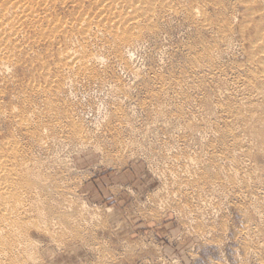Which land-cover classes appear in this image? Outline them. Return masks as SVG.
<instances>
[{
	"label": "rangeland",
	"instance_id": "rangeland-1",
	"mask_svg": "<svg viewBox=\"0 0 264 264\" xmlns=\"http://www.w3.org/2000/svg\"><path fill=\"white\" fill-rule=\"evenodd\" d=\"M8 1L0 264H264V0Z\"/></svg>",
	"mask_w": 264,
	"mask_h": 264
},
{
	"label": "bare ground",
	"instance_id": "bare-ground-1",
	"mask_svg": "<svg viewBox=\"0 0 264 264\" xmlns=\"http://www.w3.org/2000/svg\"><path fill=\"white\" fill-rule=\"evenodd\" d=\"M9 1H10V0H9ZM9 1H8V2H9ZM11 1H12V0H11ZM23 1H24V0H23ZM26 1H27V0H26ZM45 1H46V0H45ZM97 1H98V0H97ZM102 1L104 2V0H102ZM102 1H101V2H102ZM114 1H115V0H114ZM137 1H138V0H137ZM139 1H140V0H139ZM251 1L253 2V0H251ZM12 2H13V1H12ZM17 2H18V1H17ZM95 2H96V1H95ZM101 2H100V4L102 5ZM105 2H106V0H105ZM105 2H104V3H105ZM142 2H143V1H142ZM9 3H11V2H9ZM25 3H26V2H25ZM27 3L29 4V1H27ZM31 3H32V1L30 2V4H31ZM97 3H98V2H97ZM104 3H103V4H104ZM115 3H116V1H115ZM115 3H114V5H115ZM156 3H157V2H156ZM19 4H20V3H18L17 8H13V9H9L8 6H6V7H7V8H6V7L3 6L2 4H0V28H1V26H4L6 23H8L9 21H11L12 17H15V16H19V17L27 16V14H28L27 12H28V11L25 9V8H26V7H25L26 4H24V7H25V8H24V7H21V8L18 7V6H20ZM30 4H29V5H30ZM111 4H112V3H111ZM162 4H163V3H162ZM10 5H11V7H12L13 4H10ZM97 5H98V4H97ZM101 5H99V6H101ZM170 5H171V4H170ZM14 6H16V3H15V5H13V7H14ZM21 6H22V0H21ZM31 6H32V5H31ZM102 6H103V5H102ZM107 6H109V4H108ZM115 6H116V5H115ZM115 6H112V8L115 7ZM134 6L136 7V5H134ZM138 6H139V5H138ZM11 7H10V8H11ZM32 7H33V6H32ZM32 7H31V8H32ZM103 7H104V6H103ZM109 7H110V6H109ZM116 7H117V6H116ZM19 8H20V10H19ZM28 8L31 9L30 7H27V9H28ZM34 8H36L35 5H34ZM101 8H102V7H101ZM107 8H108V7H107ZM112 8L110 7L111 10H112ZM130 8H132V7L130 6ZM138 8H139V7H138ZM29 9H28V10H29ZM104 9H105V8H104ZM139 9H140V8H139ZM11 10H12L13 12H12ZM115 10H117V9H114V11H115ZM150 10H151V9H150ZM152 10H153V9H152ZM199 10H200V9H199ZM33 11H34V10H33ZM109 11H110V10H109ZM114 11H112V12H114ZM118 11H119V10H118ZM136 11H137V10H136ZM139 11H140V10H139ZM147 11H148V10H147ZM29 12H30V10H29ZM123 12H124V11H123ZM137 12H138V11H137ZM143 12H145V11H143ZM143 12H142V13H143ZM148 12H149V11H148ZM152 12H153V11H152ZM152 12H150V16H151V13H152ZM195 12H196V10H195ZM198 12H200V11H198ZM9 13L14 14V16L11 17V19H10L11 14H9ZM107 13H109V12H107ZM107 13H105V14H107ZM120 13H121V12H119V14H120ZM126 13L128 14L129 12H126ZM133 13H134V12H133ZM133 13H131V14H133ZM33 14H34V13H33ZM35 14H36V13H35ZM105 14H104V16H106ZM109 14H110V13H109ZM135 14H136V13H134V17L137 16V15L135 16ZM137 14H138V13H137ZM146 14H147V13H146ZM173 14H174V13H173ZM9 15H10V16H9ZM111 15H112V13H111ZM113 15H114V14H113ZM120 15H121V14H120ZM128 15H129V14H128ZM144 15H145V14H144ZM148 15H149V14H148ZM33 16H34V15H33ZM102 16H103V15H102ZM102 16H101V17H102ZM114 16H115V15H114ZM126 16H127V15H126ZM126 16H125V14H124V16H123L124 19H125ZM19 17H18V18H19ZM107 17H108V16H107ZM107 17H106V20H107ZM119 17H120V16H119ZM130 17H132V16H130ZM137 17H139V16H137ZM140 17H141V16H140ZM140 17H139V18H140ZM143 17H144V16H143ZM16 18H17V17H16ZM117 18H118V16H117ZM24 19H27V17L24 18ZM83 19H84V18H83ZM112 19H113V18H112ZM131 19L134 20V18H131ZM137 19H138V18H137ZM20 20H21V19H20ZM20 20H19V21H20ZM47 20H48V19H47ZM110 20H111V19H110ZM135 20H136V19H135ZM15 21H17V20H15ZM19 21H18V22H19ZM41 21H43V20H41ZM118 21H119V20H118ZM48 22H49V21H48ZM204 22H205V21H204ZM9 23H10V22H9ZM40 23H41V22H40ZM50 23H51V22H50ZM50 23H48V24H50ZM82 23H83V22H81V24H82ZM119 23H120V22H119ZM132 23H133V21H132ZM38 24H39V23H38ZM43 24H44V23H43ZM13 25L15 26V24H13ZM39 25H40V24H39ZM9 26H10V24H9ZM14 26H13V27H14ZM44 26H45V25H44ZM44 26H43V27H44ZM16 27H17V26H16ZM16 27H14V28H16ZM18 27H19V26H18ZM40 27H41V26H40ZM45 27H46V26H45ZM83 27H84V26H83ZM102 27H104V26H102ZM204 27H205V26H204ZM19 28H20V27H19ZM19 28H18V30H19ZM117 28H118V27H117ZM9 29H10V28H9ZM11 29H12V27H11ZM11 29H10V30H11ZM38 29H39V28H38ZM44 29H45V28H44ZM3 30H4V33H5L6 29L3 28ZM10 30H9V31H10ZM16 30H17V28L15 29V31H16ZM18 30H17V31H18ZM114 30H116L115 32H117V29H114ZM1 31H2V30H1ZM45 31H46V30H45ZM84 31H85V30H84ZM120 31H121V30H120ZM6 32H8V31H6ZM20 32H21V31H20ZM22 32H23V31H22ZM22 32H21V33H22ZM24 32H25V31H24ZM85 32L87 33V31H85ZM85 32H84V33H85ZM262 32H263V31H262ZM4 33H3V36H4ZM11 33H12V32H11ZM15 33H17V32H15ZM15 33H13V34H15ZM123 33H124V32H123ZM18 34H19V33H18ZM115 34H116V33H115ZM15 35H16V34H15ZM24 35H25V33H24ZM116 35H117V34H116ZM10 36H11V34H9V37H10ZM12 36H13V35H12ZM18 36H19V35H18ZM20 36H21V35H20ZM23 37H25V36H23ZM2 38H3V37H2ZM20 38H21V37H20ZM34 38H35V37H34ZM34 38H33V39H34ZM68 38H69V37H68ZM0 39H1V38H0ZM33 39H32V41H34ZM35 39H36V38H35ZM65 40H66V39H65ZM70 40H71V39H70ZM70 40H69V41H70ZM6 41H7V40H6ZM10 41H11V40H9V42H10ZM69 41H68V42H69ZM258 41H259V39H258ZM9 42H7V44H8ZM34 42H35V41H34ZM260 42H262V41H260ZM69 43H71V41H70ZM262 43H263V42H262ZM0 44H1V43H0ZM10 44H11V43H10ZM10 44H9V45H10ZM254 44H255V43H254ZM5 45H6V44H4V46H5ZM13 45H14V44H13ZM67 45H68V44H67ZM252 45H253V44H252ZM4 46H3V47H4ZM1 47H2V46H1ZM9 47H10V46H9ZM12 47H13V46H12ZM261 48H263V47H261ZM261 48H260V49H261ZM3 49H4V48H3ZM0 50H1V49H0ZM4 50L6 51L7 49H4ZM4 50H3V51H4ZM14 51H15V50H14ZM65 51H66V50H65ZM65 51H64V52H65ZM67 51H68V50H67ZM72 51H73V50H72ZM72 51H71V52H72ZM12 52H13V51H12ZM64 52H63V53H64ZM262 52H263V53H262V55L260 56V59L263 60V63H264V49H263ZM0 53L3 54L2 52H0ZM74 53H75V52H74ZM74 53H73V52L70 53V51H68L67 54H66V52L64 53V55L66 54L65 56H66V59H67V63H68V64H71V63H80V62H82V60H86V57H84L85 54L82 55V56H83V59H81V58L77 57L78 55L76 56ZM6 54H9V53L7 52ZM12 54H13V53H12ZM260 54H261V53H260ZM61 55H62V53H61ZM255 55H256V54H255ZM4 56H5V55H4ZM85 56H86V55H85ZM119 56H120V55H119ZM120 57H121V56H120ZM208 57H209V55H208ZM255 57H256V56H255ZM1 58H2V57H0V59H1ZM62 58H63V56H62ZM84 58H85V59H84ZM88 58H89V57H88ZM88 58H87V59H88ZM91 58L93 59V57H91ZM117 58H119V57H117ZM210 58H211V57H210ZM2 59L4 60V58H2ZM6 59H7V58H6ZM212 59H213V56H212ZM253 59H254V58H253ZM255 59H256V58H255ZM255 59H254V60H255ZM7 60H8V59H7ZM9 60H10V57H9ZM214 60H215V59H214ZM65 61H66V60H65ZM88 61H89V60H88ZM91 61H92V60H91ZM91 61H89V62H91ZM205 61H206V60H205ZM3 62L6 63L5 60H4ZM3 62H2V63H3ZM12 62H13V61H12ZM84 62H85V61H84ZM212 62H213V60H212L210 63L212 64ZM214 62H215V61H214ZM2 63L0 62V64H2ZM86 63H87V62H86ZM92 63H94V62H92ZM207 63H208V62H207ZM7 64H9V63H7ZM55 64H56V63H55ZM81 64H82V63H80V65H81ZM4 65H5V64H4ZM65 65H67V64H65ZM65 65H64V66H65ZM73 65H74V64H73ZM75 65H76V64H75ZM207 65H208V64H207ZM209 65H210V64H209ZM261 65H262V64H261ZM64 66H63V69H64ZM82 66H85V64H83ZM82 66H80V67H82ZM86 66H87V65H86ZM5 67H6V66H5ZM66 67H67V66H66ZM70 67H73V66L70 65ZM244 67H245V66H244ZM255 67H256V66H255ZM2 68H3V67H2ZM68 68H69V66H68ZM68 68H67V69H68ZM241 68H242V67H241ZM61 69H62V68H61ZM5 70H6V69H5ZM7 70H9V68H8ZM238 70H239V69H238ZM245 70H246V69H245ZM254 70H255V69H254ZM254 70H253V71H254ZM0 72H2V71H0ZM5 72H6V71H5ZM7 72H8V71H7ZM66 72H67V71H66ZM239 72H240V71H239ZM239 72H237V74H239ZM262 73H263V72H262ZM4 74H5V73H4ZM237 74H236V75H237ZM254 74H255V73H254ZM256 74H257V73H256ZM248 75H249V74H248ZM262 75H263V74H262ZM237 77H238V76H237ZM251 78H252V77H251ZM256 79H257V78H256ZM187 80H188V79H187ZM238 80H239V77H238ZM261 80H262V79H261ZM253 82H254V81H253ZM34 83H35V81H34ZM246 83H247V82H246ZM240 84H241V83H240ZM251 84H253V83H251ZM254 84H255V82H254ZM254 84H253V85H254ZM238 85H239V84H238ZM242 86H244V85H242ZM254 86H255V85H254ZM236 87H237V86H236ZM36 88H37V86H36ZM227 88H228V87H227ZM242 88H243V87H242ZM242 88H238V91L241 90ZM247 88H248V87H247ZM38 89H39V88H38ZM178 89H179V88H178ZM38 91H40V90H38ZM219 91H220V90H219ZM245 91H246V90H245ZM1 92H2V91H1ZM241 92H242V91H241ZM175 93H176V92H175ZM227 93H229V92H227ZM245 93H246V92H245ZM249 93H250V92H249ZM231 94H232V93H231ZM248 95H249V94H248ZM246 96H247V95H246ZM253 96H254V94H253ZM253 96H252V97H253ZM179 97H180V96H179ZM252 97H251V98H252ZM14 109H15V108H14ZM221 109H222V108H221ZM4 110H5V109H4ZM31 110H32V109H31ZM1 111H2V110H1ZM13 111H14V110H13ZM227 114H228V113H227ZM237 114H238V113H237ZM2 115H3V113H2ZM235 115H236V114H235ZM240 116H241V115H240ZM22 118H23V117H22ZM17 119H18V118H17ZM24 121H25V120H24ZM23 123H24V122H23ZM27 123H28V122H27ZM58 127H59V126H58ZM26 128H27V126H26ZM13 134H14V133H13ZM10 143H11V142H10ZM12 144H13V143H12ZM16 144H17V143H16ZM5 145H6V144H5ZM8 146H9V145H8ZM16 146H17V145H16ZM17 147H18V146H17ZM17 147L14 148V149L17 150ZM11 149H12V148H11ZM11 149H10V150H11ZM16 150H15V151H16ZM13 152H14V151H13ZM29 152H30V151H29ZM1 153H3V152H1ZM11 153H12V151H11ZM18 153H19V152H18ZM4 154H5V153H4ZM9 154H10V153H9ZM1 155H2V154H1ZM6 155H7V154H6ZM15 155H16V153H15ZM7 156H8V155H7ZM13 156H14V154H13ZM0 157H2V156H0ZM6 158H8V157H6ZM0 159H1V158H0ZM3 159H4V158H3ZM15 159H16V158H15ZM22 159H23V158H22ZM6 160H8V159H6ZM9 160H10V159H9ZM13 160H14V159H13ZM190 160H191V159H190ZM186 161H187V160H186ZM11 162H12V161H11ZM13 162H14V161H13ZM19 162H20V161H19ZM0 163H1V162H0ZM27 163H28V162H27ZM6 164H7V163H6ZM3 165H4V164H3ZM16 165H17V164H16ZM25 165H26V164H25ZM11 166H12V165H11ZM198 166H199V165H198ZM7 167H8V165H7ZM7 167H5V165L0 167V179H1V181H3V182H0V193H6L7 190L9 189V187H10L9 184H10L11 182L8 184L9 181H7V178H10L11 176H10L8 170H7ZM13 167H14V166H13ZM185 167H186V166H185ZM187 167H188V166H187ZM192 167H193V166H192ZM11 169H12V168H11ZM15 169H17V167H16ZM186 169H188V168H186ZM13 171H14V170H13ZM16 171H17V170H15V173H16ZM17 172H18V171H17ZM185 172H186V171H185ZM189 172H190V171H189ZM10 173H11V172H10ZM35 173H36V172H35ZM17 174H18V173H17ZM20 174H22V173H20ZM20 174H19V175H20ZM27 174H28V173H27ZM15 176H16V175H15ZM25 176H26V175H25ZM32 176H33V175H32ZM13 177H14V176H13ZM18 177H19V176H18ZM18 177H16V178H18ZM14 178H15V177H14ZM14 178H13V179H14ZM16 178H15V179H16ZM22 178H23V177H22ZM37 178H38V177H37ZM11 179H12V178H11ZM11 179H10V181H11ZM19 179H20V178H18V180H19ZM44 179H45V178H44ZM47 179H48V177H47ZM8 180H9V179H8ZM22 180H25V179L23 178ZM26 180H28V179H26ZM28 181H29V180H28ZM26 182H27V181H26ZM29 182H31V180H30ZM42 182H43V181H42ZM44 182H45V181H44ZM13 183H14V182H13ZM16 183L20 184L19 181H18V182L16 181ZM23 183H24V181H23ZM37 184H38V183H37ZM20 185H21V184H20ZM24 185H27V183L24 184ZM35 185H36V184H35ZM40 185H41V184H40ZM33 186H34V185H33ZM14 187H15V186H13V188H14ZM22 187H23V186H22ZM31 187H32V186H31ZM10 188H11V187H10ZM16 188H17V186H16ZM19 188H20V187H19ZM13 191H15V190L13 189ZM31 191H32V189H31ZM39 191H40V190H39ZM28 192H29V191H28ZM36 192H37V191H36ZM16 193H17V191H16ZM19 193H20V192H19ZM19 193H17V194L14 195L13 197L10 196V198L8 197V195H7V193H6V195H7L6 198H8V200L5 201V203L2 205V209H1V211L3 210V214H2L3 216L1 215V216L3 217V218H2V225H6V226H8V225L11 226V225H12V226H13V218H14V214H15V212H16L17 210L20 211V210H21L20 208L23 207V206L25 205V204L22 202V201H23V199H22L23 197H19V196H18ZM23 193L26 194L25 192H23ZM14 194H15V193H14ZM31 194H32V192H31ZM38 194H39V193H38ZM0 195H2V194H0ZM6 195H5V196H6ZM11 195H12V194H11ZM19 195H20V194H19ZM2 196H3V195H2ZM22 196H25V195H22ZM35 196H36V195H35ZM37 198H38V197H37ZM2 199H3V197H2ZM3 201H4V199H3ZM27 202H28V201H27ZM22 204H24V205L22 206ZM29 205H30V204H29ZM37 205H38V204H37ZM0 207H1V206H0ZM36 207H37V206H36ZM25 208H26V207H25ZM27 208H28V207H27ZM37 208H38V207H37ZM22 209H23V208H22ZM26 211H27V210H26ZM41 212H42V211H41ZM25 213H26V212H25ZM31 213H32V212H31ZM18 214H19V213L17 212V216H18ZM20 214H21V212H20ZM20 214H19V216H21ZM23 214H24V213H23ZM17 216H15V218H16ZM75 217H76V216H75ZM19 218H20V217H19ZM19 218H18V219H19ZM38 218H39V217H38ZM18 219H16V220H17V221H20V220H18ZM33 220H34V218H33ZM75 220H76V219H75ZM0 223H1V221H0ZM28 223H30V222H28ZM41 223H42V222H41ZM19 224H20V223H19ZM23 225H24V224H23ZM30 225H31V224H30ZM39 225H40V224H39ZM56 227H57V226H56ZM8 228L10 229V227H8ZM14 228H15V227H14ZM16 228H17V227H16ZM16 228H15V229H16ZM1 229H2V226H1ZM5 229H6V228H5ZM2 231H3V230H2ZM2 231H1V232H2ZM22 232H23V231H22ZM2 236H3V235H2ZM22 236L24 237V235H22ZM5 237H6V236H5ZM18 239H19V238H18ZM2 240H4V239H2ZM13 241H14V240H13ZM29 241H30V240H29ZM6 242H7V241H6ZM4 244H5V243H4ZM8 244H9V243H8ZM29 244H30V243H29ZM32 244H33V243H32ZM0 245H1V244H0ZM16 245H18V243H17ZM5 246H6V244H5ZM5 246H4V248H5ZM24 246H25V245H24ZM6 247H7V246H6ZM17 247H18V246H17ZM2 248H3V247H2ZM19 248H20V247H19ZM4 250H5V249H4ZM13 250H14V249H13ZM17 250H18V248H17ZM15 251H16V250H15ZM6 252H7V249H6ZM24 252H25V251H24ZM22 253H23V252H22ZM0 254H1V253H0ZM5 254H6V253H5ZM3 255H4V254H3ZM14 255H15V254H14ZM0 256H1V255H0ZM8 256H9V254H8ZM3 263H4V262H3ZM1 264H2V263H1Z\"/></svg>",
	"mask_w": 264,
	"mask_h": 264
}]
</instances>
